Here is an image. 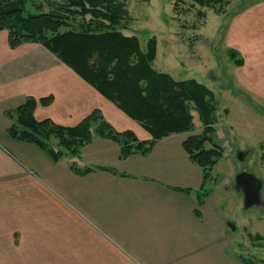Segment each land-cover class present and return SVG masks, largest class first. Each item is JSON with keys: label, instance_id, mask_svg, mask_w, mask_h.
<instances>
[{"label": "crops", "instance_id": "1", "mask_svg": "<svg viewBox=\"0 0 264 264\" xmlns=\"http://www.w3.org/2000/svg\"><path fill=\"white\" fill-rule=\"evenodd\" d=\"M224 36L225 47L244 61L236 81L264 91V1L233 17ZM28 96H52L49 105L35 108L37 120L74 126L98 109L116 131L150 139L43 45L11 49L6 31H0V264H243L228 249L218 200L208 194L197 205L201 170L181 146L184 134L172 133L148 155L124 160L114 142L95 137L86 146H93L90 156L83 158L84 147L75 158L82 161L77 166L117 173L77 175L70 169L74 158L53 162L36 145L8 135L5 112ZM165 139L170 140L159 148Z\"/></svg>", "mask_w": 264, "mask_h": 264}, {"label": "trees", "instance_id": "2", "mask_svg": "<svg viewBox=\"0 0 264 264\" xmlns=\"http://www.w3.org/2000/svg\"><path fill=\"white\" fill-rule=\"evenodd\" d=\"M43 1L0 0V31H6L9 48L24 43L43 45L138 122L150 139L141 141L132 131H116L98 109L74 126H61L49 118L35 119L37 105H49L52 96L39 99L28 96L19 106L6 111L8 135L14 140L36 145L53 162L64 155L79 158L81 150L94 137L108 139L118 146V158L124 160L135 154L148 155L158 140L172 133L190 131L193 124L189 111L193 109L204 128L200 134L184 139L181 146L187 158L201 170V184L194 190L197 205L201 206L208 195L205 184L222 156V149L212 139L215 113L212 93L196 80L176 81L152 68L155 39L149 38L145 49L141 50L137 37L122 33L128 14L122 2L62 0L61 3H51L45 0L43 4ZM196 1L220 5L223 0ZM227 55L235 66L243 65L238 51L227 49ZM52 139L56 140V148L50 145ZM205 144L210 147L206 148ZM70 169L77 175L93 171L117 173L103 166L81 168L76 162L70 165ZM184 191L190 192L189 189ZM194 212L199 214L198 209ZM250 238L257 245H264L260 236ZM235 256L243 264H264V260L255 262L240 253Z\"/></svg>", "mask_w": 264, "mask_h": 264}, {"label": "rangeland", "instance_id": "3", "mask_svg": "<svg viewBox=\"0 0 264 264\" xmlns=\"http://www.w3.org/2000/svg\"><path fill=\"white\" fill-rule=\"evenodd\" d=\"M117 1L124 4L128 13L122 33L137 37L141 50L149 38L155 39L154 70L169 73L176 81L196 80L212 93L215 106L212 139L222 149V156L212 168L205 189L223 208L226 224L230 222L235 227L233 231L227 227L229 251L251 257L255 262L263 261L264 245H257L250 237L260 236L264 243V207L244 210L243 196L232 185L235 176L246 170L262 181L264 201V91L246 89L236 81L241 70L229 60L230 48L224 45L231 19L259 0H223L220 5L200 4L196 0ZM189 113L193 127L182 133L185 139L200 134L204 128L197 112L191 109ZM50 145L56 148V140L52 139ZM92 148L83 150V158H87ZM237 150L248 153L243 163L236 159ZM63 158L73 160L70 155ZM75 160L81 165L80 159Z\"/></svg>", "mask_w": 264, "mask_h": 264}, {"label": "water", "instance_id": "4", "mask_svg": "<svg viewBox=\"0 0 264 264\" xmlns=\"http://www.w3.org/2000/svg\"><path fill=\"white\" fill-rule=\"evenodd\" d=\"M247 155V152L236 151V159L239 162L243 163ZM232 188L242 194L244 210L254 206L264 207V201L261 199L262 181L256 178L252 173L246 170L239 172L235 176ZM226 225L232 231L235 230L232 223L228 222Z\"/></svg>", "mask_w": 264, "mask_h": 264}]
</instances>
